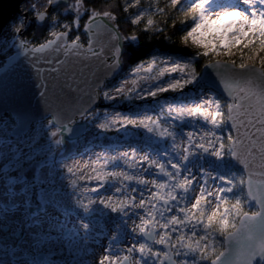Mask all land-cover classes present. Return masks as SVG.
I'll return each mask as SVG.
<instances>
[{
    "label": "snow or ice",
    "instance_id": "6c2138e0",
    "mask_svg": "<svg viewBox=\"0 0 264 264\" xmlns=\"http://www.w3.org/2000/svg\"><path fill=\"white\" fill-rule=\"evenodd\" d=\"M40 8L29 6L43 41L24 38L26 16L0 38V106L22 101L25 69L47 65L61 91L73 60L95 71L70 114L52 110L41 76L46 119L0 115L8 264H57V251L73 264H264V0ZM149 36L178 51L127 63Z\"/></svg>",
    "mask_w": 264,
    "mask_h": 264
},
{
    "label": "water",
    "instance_id": "95a60500",
    "mask_svg": "<svg viewBox=\"0 0 264 264\" xmlns=\"http://www.w3.org/2000/svg\"><path fill=\"white\" fill-rule=\"evenodd\" d=\"M24 0H0V24H3V28L9 23L17 14L20 13V5ZM27 15L24 14V17ZM6 22V23H4ZM25 32L28 28L29 21H25ZM48 66L44 65V71L37 75L35 71L25 69L24 74V84L25 95L22 101H18L14 104L9 98H5L2 106H0V115L11 112L13 107L19 106L23 110L29 113L28 119L32 120L36 118L37 120L41 118H47L49 104H45L42 102L41 97L39 96V92L41 91V76L48 78V82L50 83L51 88L56 89V95L59 96V100L56 99L50 92L49 100L51 102V108L53 111L56 108H60L64 112H68L74 110L76 106H78L79 100L82 98L84 91L88 87L87 81H91L92 74L95 71L94 67H85L81 63L73 60L72 63L68 64L65 72L70 74L68 76V83L72 85V90L64 89L61 91V87L63 85L64 76L61 77L59 81H53L51 74L47 71ZM79 86V88H77ZM37 113L40 116L37 118ZM11 136L18 137L23 136L24 133L16 131V129L11 130Z\"/></svg>",
    "mask_w": 264,
    "mask_h": 264
},
{
    "label": "trees",
    "instance_id": "16d2710c",
    "mask_svg": "<svg viewBox=\"0 0 264 264\" xmlns=\"http://www.w3.org/2000/svg\"><path fill=\"white\" fill-rule=\"evenodd\" d=\"M107 0H92V3H94L97 7H102ZM112 7L115 8L118 3H122V0H110ZM33 3L38 4L41 6L40 10H43V7L46 5V0H30V2L27 3V20L29 21L28 28L25 32L24 38L29 41H43L44 38L48 35V25L44 24L40 21H35L33 19V15L30 12L29 6ZM147 3V0H146ZM164 3V0H161V4ZM56 12H62V9H56ZM122 26L124 27V30H128V26L123 23V19L121 20ZM143 47L141 49H138L137 51L129 50L128 52V61L127 63L131 64L135 61H137L141 56H143L146 52L150 51L153 48H158L159 50H167L169 52L178 51L175 46L168 45L164 41L156 39L153 40L151 37H146L142 40ZM115 83V81H113ZM78 147H72L71 151L72 153L76 151V148Z\"/></svg>",
    "mask_w": 264,
    "mask_h": 264
},
{
    "label": "rangeland",
    "instance_id": "374dc122",
    "mask_svg": "<svg viewBox=\"0 0 264 264\" xmlns=\"http://www.w3.org/2000/svg\"><path fill=\"white\" fill-rule=\"evenodd\" d=\"M30 2V0H24L21 5H20V13L17 14L9 23H7V25L3 28V32L2 35H0V38H7L10 39L12 36V32L10 31V26L16 23V19L18 17L23 18L24 14L27 15V3ZM27 21V19L24 20V22ZM116 82V81H115ZM5 115V114H3ZM46 119V118H44ZM37 124H39V120H37ZM13 128H10L9 131L7 132V135L10 137H14L11 136V130ZM21 136L18 137H14L16 139H20ZM85 147V142H81L80 145H78L77 148H79L81 151L83 150V148ZM73 154H76V151L73 152ZM3 189L0 188V192H2ZM14 230V229H13ZM24 237L27 236V233L23 234ZM2 238L4 239L5 242H7L9 245L13 244V243H19L20 242V238L19 237H13L12 235L9 234V231H5L2 234ZM55 250V249H54ZM56 258H57V264H73L72 262V257L70 252L65 251L63 255H61V253L59 251H57L56 253ZM0 259H3L5 261V264H8V260L9 258L6 255L0 254Z\"/></svg>",
    "mask_w": 264,
    "mask_h": 264
}]
</instances>
